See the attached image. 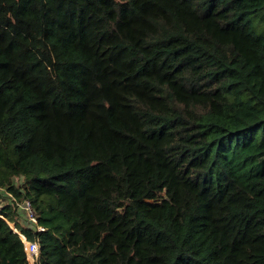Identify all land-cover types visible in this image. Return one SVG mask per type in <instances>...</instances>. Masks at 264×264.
Segmentation results:
<instances>
[{
  "label": "trees",
  "instance_id": "obj_1",
  "mask_svg": "<svg viewBox=\"0 0 264 264\" xmlns=\"http://www.w3.org/2000/svg\"><path fill=\"white\" fill-rule=\"evenodd\" d=\"M1 187L0 264H264V1L0 0Z\"/></svg>",
  "mask_w": 264,
  "mask_h": 264
},
{
  "label": "built area",
  "instance_id": "obj_2",
  "mask_svg": "<svg viewBox=\"0 0 264 264\" xmlns=\"http://www.w3.org/2000/svg\"><path fill=\"white\" fill-rule=\"evenodd\" d=\"M4 189L7 191V189L4 187L0 188V190H4ZM7 193L10 195V197L13 198V200H15V197L11 192L7 191ZM16 203H17V207L19 208L20 212L23 213L26 220H28L26 227H29L35 230L44 229V227L38 223L37 216L35 214V211L33 210L32 204L29 199H24L22 201H16ZM8 222L10 223L9 220ZM13 229L17 231L20 234V236L23 238V241L25 244V250H26L27 257H28L30 264H38V258L40 255L39 240L36 239V240L30 241L26 238L25 234L22 233V231H19L16 227H13ZM31 255H32V258H31Z\"/></svg>",
  "mask_w": 264,
  "mask_h": 264
},
{
  "label": "rangeland",
  "instance_id": "obj_3",
  "mask_svg": "<svg viewBox=\"0 0 264 264\" xmlns=\"http://www.w3.org/2000/svg\"><path fill=\"white\" fill-rule=\"evenodd\" d=\"M264 1V0H263ZM25 181L24 177L23 176H18V177H15L14 178V183H16L17 185H20V184H23ZM16 201H20V200H13L12 197H10V195L7 193V191L4 189V190H0V210L2 209V207L4 205H6L7 203H11L13 204V207L16 208V211H17V216H16V220L17 222L22 225V226H27V221L24 214L20 212L19 208L17 207V203ZM10 224L12 225V227H16L15 225V221H10ZM19 230V229H18ZM21 231V230H19ZM32 258V257H31Z\"/></svg>",
  "mask_w": 264,
  "mask_h": 264
},
{
  "label": "clouds",
  "instance_id": "obj_4",
  "mask_svg": "<svg viewBox=\"0 0 264 264\" xmlns=\"http://www.w3.org/2000/svg\"><path fill=\"white\" fill-rule=\"evenodd\" d=\"M0 215L3 216V215L1 214V212H0ZM6 220L8 221V219H6ZM10 225H11V224H10ZM11 226H12V225H11ZM12 228H13V227H12ZM16 228H17V227H16ZM17 229H18V228H17ZM22 239H23V238H22Z\"/></svg>",
  "mask_w": 264,
  "mask_h": 264
},
{
  "label": "bare ground",
  "instance_id": "obj_5",
  "mask_svg": "<svg viewBox=\"0 0 264 264\" xmlns=\"http://www.w3.org/2000/svg\"><path fill=\"white\" fill-rule=\"evenodd\" d=\"M31 257H32V255H31Z\"/></svg>",
  "mask_w": 264,
  "mask_h": 264
}]
</instances>
